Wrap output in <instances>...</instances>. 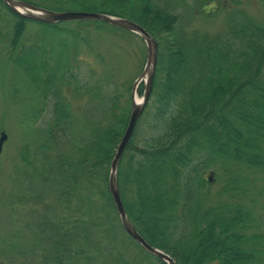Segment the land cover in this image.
<instances>
[{
    "label": "trees",
    "instance_id": "1",
    "mask_svg": "<svg viewBox=\"0 0 264 264\" xmlns=\"http://www.w3.org/2000/svg\"><path fill=\"white\" fill-rule=\"evenodd\" d=\"M24 1L126 17L157 40L154 104L139 123L148 131L136 143L135 130L118 166L127 215L149 244L177 264H264V207L258 199L264 194V0H259L257 15L243 10L242 0L220 5L219 12L230 13L224 32L213 36L175 28L179 16L170 6L187 0ZM209 1L193 2L198 9ZM0 4L6 10L0 17V50L43 99L52 100L47 142L32 160L22 153L27 179L45 184L40 194L34 190L32 200L44 203L51 196L43 207L40 233L51 247L43 249L41 264H165L135 243L140 252L128 255L131 239L119 232L107 187L110 162L128 119L129 92L113 86L112 80L95 82L89 89L84 85L93 101H101L86 121L89 135L74 141L73 154L48 151L75 131L62 92L75 81L71 67L87 41L84 25L92 22L40 24ZM30 25L36 26L32 33ZM203 69L205 78L193 75ZM110 85L114 88L105 96ZM218 166L226 176L214 197L204 175L206 168ZM217 196L221 201L211 203Z\"/></svg>",
    "mask_w": 264,
    "mask_h": 264
},
{
    "label": "rangeland",
    "instance_id": "2",
    "mask_svg": "<svg viewBox=\"0 0 264 264\" xmlns=\"http://www.w3.org/2000/svg\"><path fill=\"white\" fill-rule=\"evenodd\" d=\"M193 1L187 0L185 3L170 6L174 7L173 13L179 16L175 28L186 33L196 31L199 35L208 36L224 32L226 29L223 27L224 20L230 11L225 9L222 12L213 13V11L217 9V6L230 4V0H212L199 6L198 9V2ZM242 1L243 10L259 14L262 8L259 0ZM5 11L0 4V17ZM35 29V25L29 26L30 33ZM84 30L87 41L80 46V52L83 57L81 60L85 63L78 61L76 63L74 60L71 72L75 81L72 85H64L66 91L62 92V96L69 101L72 122L76 125L75 131H72V136L70 132L67 139L62 138L48 150L51 151L50 153L56 148L63 149L66 154H73V149L77 145L75 142L89 135L90 127L86 121L90 120L91 108L98 106L101 101H93L90 92H85L84 85H87L89 89L95 82L112 80L113 86L121 88L124 93L130 92L132 83L144 66L146 47L136 35L99 22L85 24ZM87 62L90 65L86 64ZM94 68L96 72L92 70ZM107 74H111V77L107 78ZM66 75L69 77V73ZM193 75L205 78L208 72L205 69L202 72L194 70ZM74 84H77L79 91L74 89ZM113 86L110 85L105 89V96L111 89L113 90ZM140 98L141 96L137 95V99ZM152 98L150 107L154 104ZM129 107L130 103H128ZM154 113L153 110L148 114L150 124L154 121ZM53 117L51 98L47 96V99H43L27 75L14 66L7 54L0 50V132L5 131L7 134L0 152V264H40L43 262L41 258L43 249L48 250L51 247L48 240H42L39 230L40 226L44 225L43 207L50 203L51 196L46 195L44 203L38 198L32 200L31 196L35 197L34 190L37 189V193L40 194L45 184L27 179V168L22 162V153L28 156V160H32L39 153L41 145L47 142L46 138L49 129L52 128ZM146 126L145 123L142 126L137 125L134 140L136 143L139 141V136L148 131ZM69 131L71 129L67 130ZM215 170L213 173L215 179L208 188L214 197L221 191L226 176L224 167L218 166ZM207 171L213 172V167H208ZM228 195V193L222 194L221 198L226 200ZM219 201L221 200L217 196L211 203ZM261 201L260 205L264 207V194L261 195ZM261 212L260 209L259 213ZM80 216V219L85 220L83 215ZM84 232L85 230L81 231L82 234ZM82 234H80V242L85 241ZM94 240L98 242L97 239ZM129 241L128 255L133 256L134 253H139L134 242Z\"/></svg>",
    "mask_w": 264,
    "mask_h": 264
},
{
    "label": "water",
    "instance_id": "3",
    "mask_svg": "<svg viewBox=\"0 0 264 264\" xmlns=\"http://www.w3.org/2000/svg\"><path fill=\"white\" fill-rule=\"evenodd\" d=\"M2 2L16 15L21 18L37 21L45 24H55L68 20H99L110 25H114L125 30H128L138 35L146 45V60L143 71L140 76L135 80L132 86V104L127 126L123 136L117 146L115 155L110 165V173L108 178V189L112 196L116 210L118 212L121 224L124 230L148 253L160 258L166 264H176L173 258L163 251L148 244L142 236L137 232L134 226L129 221L125 209L123 207L119 187L117 183V167L122 156V153L127 145L135 127V124L141 116L149 96L151 94L153 85V76L157 64V43L155 39L140 25L122 17H114L103 13L84 12V11H54L47 8L35 6L33 4L21 0H2ZM142 83L144 92L141 101L136 102L134 95L137 86ZM6 139L4 133L0 136V151L1 146Z\"/></svg>",
    "mask_w": 264,
    "mask_h": 264
}]
</instances>
